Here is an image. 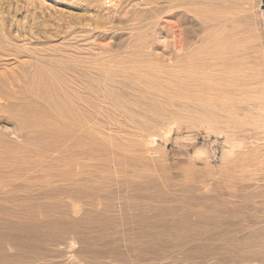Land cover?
I'll return each mask as SVG.
<instances>
[{"label": "rangeland", "instance_id": "1", "mask_svg": "<svg viewBox=\"0 0 264 264\" xmlns=\"http://www.w3.org/2000/svg\"><path fill=\"white\" fill-rule=\"evenodd\" d=\"M261 6L0 0V264H264Z\"/></svg>", "mask_w": 264, "mask_h": 264}, {"label": "water", "instance_id": "2", "mask_svg": "<svg viewBox=\"0 0 264 264\" xmlns=\"http://www.w3.org/2000/svg\"><path fill=\"white\" fill-rule=\"evenodd\" d=\"M261 9L263 10V15H264V0H262V6Z\"/></svg>", "mask_w": 264, "mask_h": 264}, {"label": "bare ground", "instance_id": "3", "mask_svg": "<svg viewBox=\"0 0 264 264\" xmlns=\"http://www.w3.org/2000/svg\"><path fill=\"white\" fill-rule=\"evenodd\" d=\"M200 80H202V79H200ZM205 80H207V79H205ZM208 81V80H207ZM208 83V82H207ZM70 94V93H69ZM24 123V122H23Z\"/></svg>", "mask_w": 264, "mask_h": 264}]
</instances>
